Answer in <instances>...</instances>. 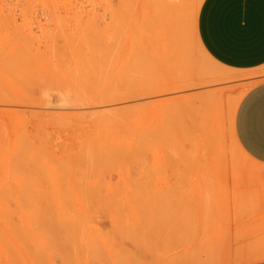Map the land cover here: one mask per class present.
<instances>
[{
  "label": "rangeland",
  "instance_id": "obj_1",
  "mask_svg": "<svg viewBox=\"0 0 264 264\" xmlns=\"http://www.w3.org/2000/svg\"><path fill=\"white\" fill-rule=\"evenodd\" d=\"M163 1L0 0V264L237 259L234 219L214 215L250 161L233 120L264 67H216L202 0ZM101 97L112 113L76 114Z\"/></svg>",
  "mask_w": 264,
  "mask_h": 264
},
{
  "label": "crops",
  "instance_id": "obj_2",
  "mask_svg": "<svg viewBox=\"0 0 264 264\" xmlns=\"http://www.w3.org/2000/svg\"><path fill=\"white\" fill-rule=\"evenodd\" d=\"M196 37L220 69L244 73L264 67V0H202ZM233 121L237 144L250 161L226 178L214 216L234 219L233 264H264V78L240 97Z\"/></svg>",
  "mask_w": 264,
  "mask_h": 264
},
{
  "label": "bare ground",
  "instance_id": "obj_3",
  "mask_svg": "<svg viewBox=\"0 0 264 264\" xmlns=\"http://www.w3.org/2000/svg\"><path fill=\"white\" fill-rule=\"evenodd\" d=\"M163 1V0H162ZM156 2H157V0H156ZM158 2H160V1H158ZM164 2V1H163ZM155 3V2H154ZM160 4V3H159ZM169 5H171V6H173V4H169ZM169 5H167V6H169ZM156 14H159L160 15V13H156ZM157 17H158V15H156ZM154 17V16H153ZM156 17V18H157ZM161 17H162V15H161ZM158 22H156V24H157ZM158 25H159V23H158ZM168 25V24H167ZM161 26H163V27H161ZM159 27H161L162 29H164V30H162L161 28V31H160V29H158L161 33H159V36H158V38L160 37V41L159 42H161L162 40H163V38L166 40V43H169V40L171 41V45H175L176 44V41H180L181 42V40H179L180 38H181V36H176V37H173V40L174 41H172L171 39H172V36H175L176 35V32H180V29H181V24H179V23H177V22H172V24H170V28H171V30H170V28H168V26H167V28H166V24L165 25H159ZM169 29V30H168ZM167 30V32H168V34L165 32ZM163 31H164V33H166V34H164L163 33ZM171 31L173 32V34L171 33ZM170 33V34H169ZM163 35V37L162 36H160V35ZM167 35V36H166ZM168 35H170L169 37H168ZM162 37V38H161ZM168 37V38H167ZM155 38H157V36L155 37ZM157 38V39H158ZM175 38H176V40H175ZM178 39V40H177ZM164 41V40H163ZM162 41V43L164 44L165 42H163ZM147 42V41H146ZM156 42V41H155ZM114 43H116V41H114ZM158 43V42H157ZM156 43V44H157ZM113 44V43H112ZM153 44V43H152ZM159 44V43H158ZM170 44H168V45H170ZM180 44V43H179ZM160 45V44H159ZM170 45V46H171ZM176 45H178V42H177V44ZM176 51V47H174V50H173V52H175ZM172 53V52H171ZM174 54V53H173ZM172 54V55H173ZM109 75V74H108ZM108 75H103V76H105L104 78V80H107V76ZM109 77V76H108ZM102 79V78H101ZM109 79V78H108ZM111 79V78H110ZM104 80H102L103 82H104ZM100 81V80H99ZM99 83V82H98ZM96 84V83H95ZM167 84V83H166ZM171 84V83H170ZM170 84H168V85H170ZM173 84V83H172ZM109 85V84H108ZM163 85V84H162ZM100 86H102V85H100ZM155 85H153V87H154ZM159 86V85H158ZM164 86V85H163ZM167 86V85H166ZM166 86H164V87H166ZM178 86V85H177ZM104 87H106V86H104ZM110 87V86H109ZM140 87V86H139ZM152 86H150V89L152 90V91H154L155 89L152 87ZM155 87H157V86H155ZM172 87H173V85H172ZM158 88V87H157ZM170 92H171V87H166ZM140 89H141V87H140ZM142 89H144V88H142ZM149 89V90H150ZM158 89H160L159 90V94H160V91L161 90H163V87H160L159 86V88ZM165 89V88H164ZM167 89H165V90H167ZM149 90H147L148 91V93H149ZM151 90H150V92H151ZM178 90V89H177ZM94 91H96L95 89H94ZM143 91V90H142ZM164 91V90H163ZM97 92H98V90H97ZM144 92V91H143ZM156 91L154 92V94L156 93V94H158ZM165 92V91H164ZM164 92H163V94H164ZM168 93V92H167ZM111 95V94H110ZM139 95H140V93H139ZM138 95V96H139ZM145 95V94H144ZM149 95H150V93H149ZM153 95V94H152ZM95 97H96V95H94ZM94 96H92V97H94ZM113 96V95H112ZM124 96V95H123ZM127 96L128 95H126V97H123V98H127ZM130 96V95H129ZM94 97V98H95ZM98 97V96H97ZM96 97V98H97ZM173 97V96H172ZM171 97V100L173 99ZM94 98H92L91 100H88V102H85V103H82V105H79V106H76V110H77V112H76V114L77 115H82V114H88V115H90V116H101L100 114H108V113H112V111H113V109H112V106H111V108H109V106L107 105V107L108 108H103V109H101L102 108V106H105L106 107V104H108L109 103V100H103V98H102V100H100V101H98L97 99H94ZM106 98V97H105ZM122 98V99H123ZM133 98V97H132ZM106 99H108V98H106ZM134 99V98H133ZM166 99H169L170 100V98H166ZM114 101H115V99H114ZM167 101V100H166ZM110 102H112L111 100H110ZM116 102H118V100L116 101ZM145 102V101H144ZM148 102V101H147ZM173 102V101H172ZM141 103V102H140ZM168 103V102H167ZM149 104V103H148ZM155 106V105H154ZM118 107V106H117ZM118 109V108H117ZM117 109H115L116 110V113H117ZM126 109V108H125ZM119 110H120V107H119ZM119 110H118V112H119ZM115 112V111H114ZM109 115V114H108ZM20 196V195H19ZM19 198V197H18ZM24 199H25V197H24ZM22 200V199H21ZM22 202V201H21ZM24 202V201H23ZM21 206V205H20ZM21 208V207H20Z\"/></svg>",
  "mask_w": 264,
  "mask_h": 264
}]
</instances>
